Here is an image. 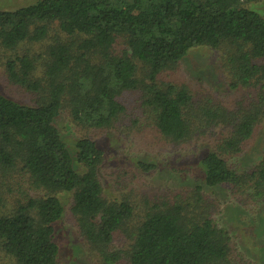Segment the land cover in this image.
<instances>
[{
	"label": "trees",
	"instance_id": "1",
	"mask_svg": "<svg viewBox=\"0 0 264 264\" xmlns=\"http://www.w3.org/2000/svg\"><path fill=\"white\" fill-rule=\"evenodd\" d=\"M259 1L38 0L0 11V44L7 49L27 39L42 41L57 25L44 50L43 71L26 54L6 63L9 79L36 94L37 103L0 93V172L5 176L20 167L44 194L0 212V249L16 264H59L55 223L64 217V204L58 194L71 192V213L99 264H238L202 185L189 189L187 199L179 194L150 207L134 222L128 199L104 194L99 170L105 150L81 137L73 156L55 119L65 108L77 124L109 129L125 111L122 94L140 88L157 128L172 143H188L217 124L229 126L230 135L200 160L205 183L249 188L264 197V155L244 172L225 158L240 153L264 122V15L252 6ZM118 41L124 46L119 52ZM196 46L221 50L231 86L252 90L233 109L198 105L186 85L158 80ZM118 232L130 242L114 251Z\"/></svg>",
	"mask_w": 264,
	"mask_h": 264
},
{
	"label": "rangeland",
	"instance_id": "2",
	"mask_svg": "<svg viewBox=\"0 0 264 264\" xmlns=\"http://www.w3.org/2000/svg\"><path fill=\"white\" fill-rule=\"evenodd\" d=\"M37 1L0 0V11L15 10ZM252 6L264 15V0L253 3ZM56 29L57 25L53 24L44 40L27 39L15 49H7L0 44L1 94L19 103H37L36 94L9 79L6 63L11 58L26 54L36 57L37 70L43 71L44 50L51 36L57 32ZM123 48L121 41H118L116 51ZM137 63V76L142 79L145 72L143 64ZM158 80L186 85L198 105L219 103L228 109H233L252 91L243 86H231V75L222 51L209 46L192 48L176 70L162 72ZM142 92L139 88L122 94L125 111L109 129L77 124L64 108L55 123L71 154L74 156L77 139H95L105 150V160L99 170L104 194L110 199H128L134 207V222L150 207L173 201L179 194L187 199L189 189L202 185L203 193L213 205V220L229 232L231 259L238 264H264V197H256L249 188H210L205 183L200 165L201 158L215 149L218 141L230 135V127L217 124L207 131H198L188 143H172L157 128L154 113L143 102ZM263 155L264 122H261L255 127L251 138L244 143L241 152L225 158L238 172H244L252 170ZM140 162L151 164L154 169L146 170L140 166ZM20 169L18 167L5 176L0 172V212L12 208L16 200L44 194V191L32 187L29 177ZM70 193L58 194L64 204V217L55 223L59 264H99L100 258L88 247L71 213ZM129 242L125 234L118 232L111 249L123 250L128 247ZM0 264L16 263L0 249Z\"/></svg>",
	"mask_w": 264,
	"mask_h": 264
}]
</instances>
